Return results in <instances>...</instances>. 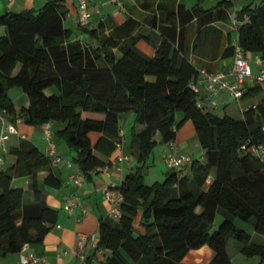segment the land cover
<instances>
[{
    "label": "trees",
    "instance_id": "16d2710c",
    "mask_svg": "<svg viewBox=\"0 0 264 264\" xmlns=\"http://www.w3.org/2000/svg\"><path fill=\"white\" fill-rule=\"evenodd\" d=\"M65 1L47 0L39 11L0 16L5 28L0 110L35 127L63 125L57 135L75 153L73 162L86 179L107 165L97 154L116 152L121 115L135 112L130 149L137 154V166L118 188L119 217L99 224L95 250L105 252L102 264H190L188 256L202 248L212 253L205 264H233L227 250L231 239L246 257H259L264 264V246L253 244L251 235L235 224L238 218L264 236V158L250 150L264 146V100L243 106L242 118L236 119L200 107L192 88L200 75L189 58L192 24L198 39L208 26L230 23L236 0H220L214 11L188 10L180 3L175 12H167L169 26L153 57L138 51L142 25L132 17L121 25H79L91 42L77 40L65 25ZM236 15L241 47L264 60V0L236 9ZM147 24L155 28L158 17H148ZM225 53L232 58V47ZM16 87L28 97L19 111L9 96ZM262 92L260 83L246 87L243 101ZM186 121L194 125L203 158H193L188 174L168 170L164 181L148 185L154 149L174 142ZM8 153L13 161L0 168V258L44 243L57 224L58 211L48 205L39 173L49 171L45 187H63L53 159L30 141L22 140ZM24 177L32 179L30 199L13 187L15 179ZM217 215L221 222L210 233Z\"/></svg>",
    "mask_w": 264,
    "mask_h": 264
},
{
    "label": "crops",
    "instance_id": "0c3cea01",
    "mask_svg": "<svg viewBox=\"0 0 264 264\" xmlns=\"http://www.w3.org/2000/svg\"><path fill=\"white\" fill-rule=\"evenodd\" d=\"M89 12L91 13L88 28L97 27L101 22L113 25H121L130 17L141 21L140 35L142 38L137 43V49L140 53L147 57L154 56V52L163 40L162 33L169 26L167 22V12H175L178 5L184 4L186 9L191 10H216L220 8V0H86ZM254 0H236L234 9L241 10ZM261 0H256L260 2ZM47 2V0H0V16L9 13H22L28 10L39 11ZM78 0H66L65 25L73 30L77 40L83 43H90V39L81 30L77 19ZM146 6V7H145ZM147 9V10H145ZM161 10V11H160ZM233 13V11H232ZM163 14V15H162ZM150 16L158 17L157 26L150 27L147 24V18ZM190 34V53L189 58L199 70H205L209 73L229 72L232 67V58L226 57V49L230 46L229 40L234 36L232 22H217L207 27L205 35L197 37L196 23L193 24ZM5 35V28L0 26V37ZM199 44L198 49L194 45ZM253 74L256 76L264 69V60L259 54L247 53ZM120 56L119 53H117ZM257 82H248L247 87H253ZM197 85L200 93L199 101L207 104L211 98L208 95L202 77L198 78ZM262 94L256 98L244 100L243 106L257 104L264 100V82L260 83ZM50 92L57 93L56 88H51ZM9 96L14 103L15 108L19 111L23 106L28 105V97L24 91L16 87L9 91ZM225 93L219 97V106L213 113L220 116L225 114L229 107ZM222 106L223 114H219L217 110ZM241 112V109H240ZM242 114V112H241ZM0 117L9 125L16 128V132L7 133L4 144L0 147V157L4 159L3 169L8 167L13 158L9 155V150L18 147L22 140L33 143L43 154L49 155L50 144H54L56 148V156L60 157L59 162L51 161L54 173L63 181V187L60 190H53L43 185V180L48 175V170L39 173L38 180L41 190L46 194L48 205L58 211V221L51 232L46 237L44 243L40 245H27L19 254H12L0 258V264H21V254H32L37 258L44 260L43 264H79L77 249L79 247V236L85 235L89 237L84 250L90 260L84 264H102L105 260V252L96 251L91 245V237L97 236L99 224L102 219H113L110 215L112 204L105 198V191L109 189L113 194L118 193V188L129 173H133L137 166V154L131 151V141L134 128L136 126V114L134 111L124 113L120 118V127L122 132L123 150H116L110 157L101 154L97 156L104 161L106 167L92 172L91 177L86 179L82 187H76L71 184L70 179L81 174L78 165L73 162L75 153L70 150L65 142L60 139L57 132L63 128V125L51 123L42 126H32L24 122L21 116L14 118L10 116L6 110H0ZM95 117V116H93ZM96 118V117H95ZM182 115H177V119L181 120ZM51 130V137L46 136V129ZM3 130V123L0 121V136ZM96 137V136H94ZM96 139V138H95ZM94 139V140H95ZM159 142V138H157ZM175 152L177 154H188L193 158H203L204 151L201 148L194 125L191 121H186L177 131V136L173 142ZM168 144H158L150 158L152 166H160L163 171L155 175L157 180L165 178L168 172L164 164V157L169 151ZM259 153L264 157V146H260ZM124 154L128 157L123 163L118 161V157ZM197 156V157H196ZM182 173H189V166L182 169ZM150 175V171L146 177ZM31 182L29 177L18 178L13 182V187L23 189L31 198ZM78 195L82 198L83 208L87 210V214L78 211L75 215L70 216L66 210V200L71 195ZM216 221V220H215ZM251 235V242L255 245L264 246V236L257 234L252 227L242 228ZM228 253L233 264H260L259 257L248 258L242 253V247L238 243L228 242ZM212 256L207 248L193 251L187 258L190 264H205Z\"/></svg>",
    "mask_w": 264,
    "mask_h": 264
},
{
    "label": "built area",
    "instance_id": "2783aa9c",
    "mask_svg": "<svg viewBox=\"0 0 264 264\" xmlns=\"http://www.w3.org/2000/svg\"><path fill=\"white\" fill-rule=\"evenodd\" d=\"M12 1V0H9ZM77 8V19L78 23L81 26H87L90 23L91 13L89 12L88 3L86 0H78ZM231 22L233 25L234 36L231 38L230 46L233 49L232 57V67L229 72H217L209 73L205 70H200L199 77H202L205 84V89L210 96L211 100L209 103L205 104L199 102L200 107H206L207 110H216L219 106L218 101L216 100L222 93L228 94V96L234 98L238 104L243 100L245 90L248 82H264V69H262L258 75H254L250 66V58L248 54L241 47L238 40L237 33V15L236 9L231 14ZM194 91L199 94L200 90L196 84L192 85ZM242 109V106H240ZM0 121L3 123V130L0 136V147L4 144L5 139L7 138V133L16 132V128L12 125H9L3 118L0 117ZM47 137H51V130L49 127L45 131ZM121 132V136H122ZM169 151L164 157V164L168 170L181 171L184 167L191 164L193 157L188 154H177L175 152V146L173 142L169 143ZM245 148V147H244ZM117 150H123L122 142L117 143ZM253 154L261 155L259 153L260 146H255L250 148ZM49 157L55 162L61 160L60 157L56 156V148L54 144H50ZM263 157V156H262ZM264 158V157H263ZM128 157L122 154L118 157V161L123 163L127 160ZM4 165V159L0 157V166ZM72 185L76 187H82L86 182V177L83 174H78L70 179ZM105 198L112 204V209L110 215L114 218L119 217V205L122 201V196L118 192L113 194L109 189L105 191ZM66 210L70 216L75 215L78 211H81L82 214H87V210L83 208L82 198L78 195H71L66 200ZM96 238L97 236L91 237V245L93 248L96 247ZM89 237L85 235L79 236V247L77 249V256L79 258L80 264H83L87 261L88 255L84 250ZM21 264H43L44 260L37 258L32 254L25 255L21 254L20 256Z\"/></svg>",
    "mask_w": 264,
    "mask_h": 264
},
{
    "label": "rangeland",
    "instance_id": "374dc122",
    "mask_svg": "<svg viewBox=\"0 0 264 264\" xmlns=\"http://www.w3.org/2000/svg\"><path fill=\"white\" fill-rule=\"evenodd\" d=\"M156 53V50H155V52H154V54ZM153 57V56H152ZM250 61H251V59H250ZM228 95V94H227ZM220 97V96H219ZM216 100H219V98H217ZM226 100L230 103L229 104V107H228V109L226 110V112H225V114H228V115H230V116H232V117H234V118H236V119H241L242 118V114H241V112H240V109H241V107L240 106H242L244 103H245V101H241V103L240 104H238L237 102H236V100H234V98H232V97H227L226 96ZM219 102V101H218ZM217 112L219 113V114H223V109H222V106H220V108L217 110ZM177 115H182L183 116V114L182 113H178ZM192 122V121H191ZM193 124V123H192ZM195 129V128H194ZM197 157V156H196ZM149 171H150V175H149V177H148V179H147V184L148 185H152L153 183H155V182H162V181H164V179L165 178H161L160 180H157V178H156V176L155 175H157V174H159L158 172H161V171H163V168L162 167H160V166H152L151 165V167H150V169H149ZM221 216L220 215H217V217H216V221H215V223H214V226L211 228V230H210V233H212L213 231H215V230H217V228L219 227L218 225H219V223L221 222ZM235 224L237 225V227H239V228H249V225L246 223V222H244V221H242V220H240V219H236L235 220ZM230 242H235L236 244H238V242L237 241H234L233 239H231L230 240Z\"/></svg>",
    "mask_w": 264,
    "mask_h": 264
}]
</instances>
